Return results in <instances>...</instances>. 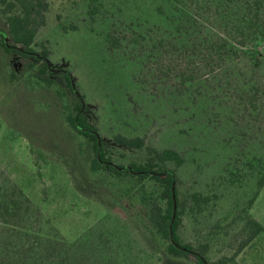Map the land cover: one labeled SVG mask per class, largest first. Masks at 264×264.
<instances>
[{
    "label": "rangeland",
    "instance_id": "374dc122",
    "mask_svg": "<svg viewBox=\"0 0 264 264\" xmlns=\"http://www.w3.org/2000/svg\"><path fill=\"white\" fill-rule=\"evenodd\" d=\"M46 1L31 48H47L51 67L69 70L86 118L110 142L107 156L123 165L146 158L143 148L112 143L118 133L177 150L181 242L207 244L217 264H264V230L239 248L247 216L264 229V42H247L263 54L255 66L232 26L257 7L264 18V0ZM228 35L236 55L181 86L180 68L196 63L189 45ZM26 64L0 48V171L67 244L69 264H194L142 226L139 197L153 184L91 171V144L65 119L63 80L48 85L35 77L39 62ZM193 192L216 196L197 211Z\"/></svg>",
    "mask_w": 264,
    "mask_h": 264
},
{
    "label": "trees",
    "instance_id": "16d2710c",
    "mask_svg": "<svg viewBox=\"0 0 264 264\" xmlns=\"http://www.w3.org/2000/svg\"><path fill=\"white\" fill-rule=\"evenodd\" d=\"M47 8L46 0H0V13L3 17L0 23V48L26 60V68L32 69L35 66L33 61L39 62L35 77L46 84L55 83L53 77L63 80L66 89L59 92L67 100L65 119L91 144L93 152L90 159L91 171H101L116 178L128 177L141 184L149 180L153 184V191H144L139 197L141 212L139 218L146 230L165 240L168 254L175 257L192 255L194 264H217L207 258V244L184 243L177 234L180 214L184 207L179 201L176 168L184 162L183 156L173 148L157 149L147 145L141 136L128 137L118 133L112 137V143L129 148H143L146 151V158L140 163L131 162L127 165L114 163L106 151L110 142L85 116L88 104L75 87L69 70L51 67L47 48L43 47L41 51L31 48L37 30L45 23ZM259 8L257 7L254 16H246L243 21L238 20L232 24L236 30V37L239 38L237 44L244 47L242 51L247 53L255 66L261 64L263 54L256 48L250 50L246 48L250 39L264 42V18L260 17ZM107 36L110 42H119L111 32ZM229 40V35L224 39L209 37L191 43L189 46L192 50H188L189 46L185 47L189 53L187 57L191 62L196 60V63L180 68L179 84L186 87L197 80L205 69L212 71L223 69L225 59L237 53ZM161 42L160 40L159 43ZM173 46L176 49V43H173ZM249 90L250 95L257 93L255 85H251ZM258 162L262 164L260 159ZM169 163L174 167H170ZM263 183L264 174L257 180L258 187ZM215 196L193 192L189 199L194 208L201 211ZM43 223L42 216L33 207L28 196L0 171V264H69L67 244L57 233L50 234L46 231ZM244 227L248 228V234L239 248L264 230L261 224L250 216L246 217Z\"/></svg>",
    "mask_w": 264,
    "mask_h": 264
},
{
    "label": "water",
    "instance_id": "95a60500",
    "mask_svg": "<svg viewBox=\"0 0 264 264\" xmlns=\"http://www.w3.org/2000/svg\"><path fill=\"white\" fill-rule=\"evenodd\" d=\"M175 206H176V205H175V202H174V208H175Z\"/></svg>",
    "mask_w": 264,
    "mask_h": 264
}]
</instances>
